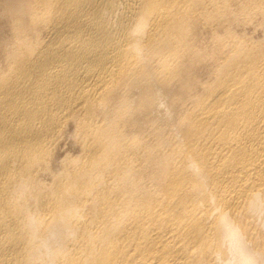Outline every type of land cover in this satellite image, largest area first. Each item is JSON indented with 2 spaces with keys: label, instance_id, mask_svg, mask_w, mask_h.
<instances>
[{
  "label": "bare ground",
  "instance_id": "bare-ground-1",
  "mask_svg": "<svg viewBox=\"0 0 264 264\" xmlns=\"http://www.w3.org/2000/svg\"><path fill=\"white\" fill-rule=\"evenodd\" d=\"M0 264H264V0H0Z\"/></svg>",
  "mask_w": 264,
  "mask_h": 264
},
{
  "label": "rangeland",
  "instance_id": "rangeland-1",
  "mask_svg": "<svg viewBox=\"0 0 264 264\" xmlns=\"http://www.w3.org/2000/svg\"><path fill=\"white\" fill-rule=\"evenodd\" d=\"M68 147L70 148V145Z\"/></svg>",
  "mask_w": 264,
  "mask_h": 264
}]
</instances>
